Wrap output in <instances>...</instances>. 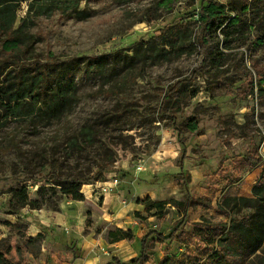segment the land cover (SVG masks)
Listing matches in <instances>:
<instances>
[{
    "label": "rangeland",
    "instance_id": "rangeland-1",
    "mask_svg": "<svg viewBox=\"0 0 264 264\" xmlns=\"http://www.w3.org/2000/svg\"><path fill=\"white\" fill-rule=\"evenodd\" d=\"M212 1L226 12L241 2ZM28 3L18 7L14 28L34 37L18 42L17 54L0 42L3 71L74 57L99 56L100 64L72 76L78 99L60 120L37 123L43 113L32 116L29 101L0 104V242L15 262L63 264L88 243L129 263L151 231L168 235L183 219L187 233L203 218L229 222L218 206L238 220L255 209L264 163L250 170L247 161L264 157V99L240 87L255 65L264 67V0L255 7L259 16L249 12L230 27L219 19L206 34L200 0L83 1L52 14ZM86 126L93 127L87 140L80 134ZM57 168L63 181L83 183L84 200L58 192L41 208L10 204L14 189L27 186L38 198L41 185H55ZM105 185L114 188L103 192ZM188 196L195 201L185 215L177 203ZM147 199L167 203L147 209ZM116 228L132 234L111 243ZM187 233L172 244L152 235L145 264L182 249Z\"/></svg>",
    "mask_w": 264,
    "mask_h": 264
},
{
    "label": "trees",
    "instance_id": "trees-1",
    "mask_svg": "<svg viewBox=\"0 0 264 264\" xmlns=\"http://www.w3.org/2000/svg\"><path fill=\"white\" fill-rule=\"evenodd\" d=\"M22 1L25 0H0V42L3 52L8 51L17 54L14 46L18 42L24 45L26 40L34 37V34L24 33L22 27L14 28L18 7ZM26 1H29L30 11L36 9L37 14H52L57 10L66 11L68 8L76 10L83 1L89 3L90 1L100 0ZM257 2H261V0H241L239 6L233 4L228 6L226 12V9H221L219 3L215 1L200 0L204 34L211 31L219 19H222V24L227 22V27H230L232 25L240 26L243 22V16H246L249 12H254L253 17H255V13L259 16V11L255 8ZM250 5L256 11H251ZM228 12H233V16ZM262 19L264 25V16ZM164 31L170 32L171 35L177 34V30H173L172 27H166ZM240 39L241 33L238 37V40ZM10 45H13V47ZM20 49H23L22 46H20ZM23 52H29V49L27 48ZM99 64V56L74 57L63 62L54 63L36 61V63L30 65L22 64L13 75L11 70L3 71L2 64H0V104H3L6 108L11 104L18 107L24 104V101H29L32 106L36 107V111L31 113L32 116L43 113L37 123L41 122V119L48 121L60 120L73 111L78 99L77 82L72 76L82 73L83 70L97 68ZM249 73L250 79L244 82L240 88H246L251 93L258 89L264 99V67L255 65V75L251 71ZM196 94L197 92L194 91L191 97H195ZM90 128L93 129L92 126H86L80 131L81 136L86 140L85 130ZM175 128L179 136L182 137L184 132L179 125H176ZM186 156V150H184L180 164L181 174H184ZM247 162L250 170H253L255 164L264 163V157H253ZM58 170V168L53 170L55 185H41L37 190L38 198H31L28 187L23 186L11 191L10 204L17 210L26 206L41 208L49 196L57 195L58 192H62L75 200H84L85 196L80 191L83 183L63 181ZM258 183L264 185V169ZM58 185L62 187L60 188ZM193 201H195L194 197L188 196L186 200L177 204L186 215L188 207ZM164 203L167 202H155L147 199L146 208H161ZM216 211L218 214L230 218V221L218 222L203 218L201 221L192 223V228L187 233L184 231L185 220L183 219L168 235L157 231H151L145 235L141 240L140 255L133 258L129 263H124L119 258L112 257V259H107L105 264H145L149 260L148 242L152 235L159 242L170 241L172 244L180 239L183 233H187L182 241L183 248L174 254H167L159 264H264V193L259 195L255 209L248 216L239 220L234 218L233 214L222 206H218ZM131 234L130 231L116 228L109 234L108 240L111 243L117 242L128 238ZM0 264H19L10 257L9 250L1 242Z\"/></svg>",
    "mask_w": 264,
    "mask_h": 264
},
{
    "label": "crops",
    "instance_id": "crops-1",
    "mask_svg": "<svg viewBox=\"0 0 264 264\" xmlns=\"http://www.w3.org/2000/svg\"><path fill=\"white\" fill-rule=\"evenodd\" d=\"M81 248L83 247V252L79 253L80 258H71L69 261H65L63 264H105V261L108 259L105 257V253L98 248L99 252L95 253V248L90 249L88 243H80ZM69 256V255H67Z\"/></svg>",
    "mask_w": 264,
    "mask_h": 264
},
{
    "label": "built area",
    "instance_id": "built-area-1",
    "mask_svg": "<svg viewBox=\"0 0 264 264\" xmlns=\"http://www.w3.org/2000/svg\"><path fill=\"white\" fill-rule=\"evenodd\" d=\"M113 185L116 186L119 183V178L117 177V175L115 174L113 177ZM113 185H105V187L103 188V192H107L108 190L113 189Z\"/></svg>",
    "mask_w": 264,
    "mask_h": 264
}]
</instances>
